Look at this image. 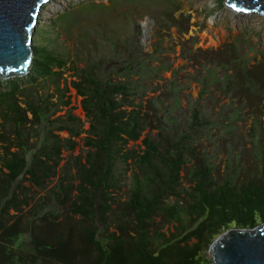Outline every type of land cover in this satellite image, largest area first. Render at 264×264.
Masks as SVG:
<instances>
[{
  "label": "trees",
  "instance_id": "1",
  "mask_svg": "<svg viewBox=\"0 0 264 264\" xmlns=\"http://www.w3.org/2000/svg\"><path fill=\"white\" fill-rule=\"evenodd\" d=\"M87 36L81 27L80 42ZM93 44L80 58L84 65L72 66L70 74L90 123L86 129L72 107L57 114L71 104L64 53L34 44L30 71L6 82L0 78V127L14 133L12 138L0 131V264H210L205 254L218 235L264 221V169L243 181L230 158L225 176L216 180L214 163L193 155L200 132L209 134L217 124L231 128L241 112H219L214 119L194 106L181 122L183 84L172 80L149 98L150 114L134 99L154 92V79L168 70L154 65L160 47L148 52L122 36L110 41L112 51L102 52L97 40ZM225 65L205 70L202 91L219 83L264 98V71L260 78L241 59L234 73ZM148 128L157 133H147L139 148L131 144ZM82 132L87 150L75 156L77 182L60 176L48 201L32 208L25 221L21 212L32 199L24 182L45 187ZM128 177L127 196L118 199L115 193ZM62 208L79 217L75 225L62 226ZM165 222L171 225L164 230Z\"/></svg>",
  "mask_w": 264,
  "mask_h": 264
},
{
  "label": "rangeland",
  "instance_id": "2",
  "mask_svg": "<svg viewBox=\"0 0 264 264\" xmlns=\"http://www.w3.org/2000/svg\"><path fill=\"white\" fill-rule=\"evenodd\" d=\"M92 2L105 4V7L89 9L87 5ZM81 27L87 29L89 34L82 43ZM119 36L128 38L134 44L138 43L148 52H152L157 44L160 47L157 53L160 60L154 65L168 68L159 73L161 77L154 79V92L148 91L143 99H134L136 105L142 102L143 107L150 111L149 98L166 91L173 80L183 84L184 89L181 108L177 112L181 122L191 114L194 106L209 112L214 119H218L219 112L227 113L233 109L241 112L242 117L235 120L231 128L217 124L209 130V134L200 132L193 143L194 156L214 163L216 180L225 176L230 158L234 160L231 170L243 181L264 169V98L254 97L235 85L223 88L219 83L218 87L214 84L208 91H202L201 82L209 66H217L220 71L223 68L220 65L226 64L225 67L231 73L236 72L239 59L250 69L264 71V15L236 11L227 6L224 0H50L43 5L38 16L33 44L54 48L67 57L68 63L63 75L69 83L67 96L71 104L62 106L57 114L72 107L82 122V128L89 127L82 97L71 86V80L75 79L70 76L75 72L72 66L84 65L80 58L83 59L84 51L91 48L96 40L99 49L107 52L112 51L110 41ZM124 50L121 46L120 51ZM260 76L263 77L262 72ZM9 78L1 79L6 82ZM65 82L62 79L61 86H65ZM222 119L227 122L224 116ZM9 130L0 127L3 134L9 133ZM157 130L146 129L141 139L131 144L138 147L147 133L155 135ZM9 134L14 137V133ZM61 135L67 137L69 132L62 131ZM85 136L86 133L82 132L79 137H73L78 144L72 150H64V158L56 176L45 187L32 185L30 181L24 182L30 186L28 193L32 199L31 204L21 212L25 221L32 214V208L48 201V192L57 184L60 176L65 175L66 182H77L75 156L86 152ZM34 140L31 138L30 143ZM192 160L194 162L196 159ZM119 170H123V167L120 166ZM131 173L128 171L127 175ZM129 182V177L122 179V188L115 193L118 199L126 198ZM174 201L172 196L171 202ZM60 212L59 220L63 227L70 223L75 225L79 220L78 216L74 217L64 208ZM162 221L161 217L157 218L158 223ZM170 225V222H165L164 230ZM75 231L78 232L76 228ZM205 255L211 258L209 249Z\"/></svg>",
  "mask_w": 264,
  "mask_h": 264
},
{
  "label": "water",
  "instance_id": "3",
  "mask_svg": "<svg viewBox=\"0 0 264 264\" xmlns=\"http://www.w3.org/2000/svg\"><path fill=\"white\" fill-rule=\"evenodd\" d=\"M50 0H0V78L27 74L34 58L38 16ZM230 8L264 15V0H224ZM210 264H264V221L232 226L209 246Z\"/></svg>",
  "mask_w": 264,
  "mask_h": 264
}]
</instances>
